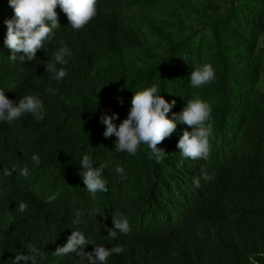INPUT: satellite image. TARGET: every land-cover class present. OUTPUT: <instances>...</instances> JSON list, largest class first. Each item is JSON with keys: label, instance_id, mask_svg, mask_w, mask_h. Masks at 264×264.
<instances>
[{"label": "trees", "instance_id": "obj_1", "mask_svg": "<svg viewBox=\"0 0 264 264\" xmlns=\"http://www.w3.org/2000/svg\"><path fill=\"white\" fill-rule=\"evenodd\" d=\"M56 12L60 27L46 52L13 62L4 22L14 12L0 0V90L14 103L34 95L44 106L43 120L24 114L11 125L0 121V264L31 255L29 245L40 250L36 264H88L76 253L55 255L72 230L95 245L122 247L107 264H264V0H98L97 15L78 31ZM61 46L71 56L57 65L67 71L58 82L45 65ZM204 64L214 68V81L191 87L190 72ZM153 85L175 101L169 118L192 99L211 107L208 160L182 156L177 141L192 129L179 120L157 145L166 152L159 162L145 144L134 155L117 152L116 137L104 136L101 116L115 114L118 126L134 92ZM84 155L103 168L106 192L93 196L81 185ZM25 167L27 177L20 175ZM54 193L69 204L39 198ZM96 202L124 209L130 232L108 237L110 210H96L95 231L79 228V213Z\"/></svg>", "mask_w": 264, "mask_h": 264}, {"label": "clouds", "instance_id": "obj_2", "mask_svg": "<svg viewBox=\"0 0 264 264\" xmlns=\"http://www.w3.org/2000/svg\"><path fill=\"white\" fill-rule=\"evenodd\" d=\"M14 12V18L6 20L7 26L4 44L10 49L9 59L13 62L19 59L20 62L25 58L32 60L36 53L45 44L50 41L54 30L60 27L56 8L67 16L69 25L73 30H81L88 25L97 15L98 0H8ZM19 54V55H18ZM71 56V51L67 46H61L52 56V60L45 65V71L52 75L56 81H61L67 76L64 67L57 65H66V57ZM190 85L193 88H201L210 84L215 79V70L210 64H204L193 69L190 72ZM52 91L51 88L48 90ZM161 89L153 85L143 90L134 92L131 99V108L128 115L122 122L116 126L113 123L115 114L112 116L102 115L101 121L106 126L105 137L115 136V150L117 152H127L135 154L141 144L147 145L150 149V155L159 162L164 158L165 151L157 147L166 138L171 136L176 130L177 120L189 126L191 131H183L177 141V148L183 157L190 159L208 160L212 151L210 137L213 134V127L209 122L211 120V107L200 99L187 101L186 107L174 118H169L167 113L174 106L175 101L169 103L160 93ZM9 94L4 88L0 90V121H5L9 125L20 119L24 114H31L34 119L40 121L44 119V106L42 101L34 95H25L20 98L18 103H14L9 98ZM55 156L48 159L50 164L57 159ZM32 161L39 165L40 158L37 155L32 156ZM93 159L84 155L79 161V175L82 179L81 185L86 188L93 196L100 192H106L107 184L102 179V167H93ZM192 161V160H189ZM188 161V162H189ZM95 162V161H94ZM14 170V169H13ZM123 168L116 167L115 172L123 178ZM68 173V172H67ZM6 175H11L12 170L5 169ZM20 175L27 177V167L20 170ZM73 178V177H72ZM212 176L205 175V180L212 179ZM190 187L191 179L184 180ZM194 184L199 187V180L194 179ZM31 193V192H30ZM31 195H34L31 193ZM190 196V194H187ZM39 198L46 203H53L54 207L62 205L67 206L65 196L52 194L39 195ZM56 199V200H55ZM54 200V201H52ZM92 210L80 214L78 227L85 230H96L94 224V214L96 210H110L112 213L105 223L110 224L107 228V235L110 239L117 237L118 233L128 234L132 226L130 217L122 209L114 212L111 209H103L102 202H96L91 205ZM27 204L21 202L18 210L22 213L26 210ZM63 222L65 217L62 214ZM17 221V220H16ZM75 223V221H74ZM93 244L81 231L72 230L66 243L55 249V255L63 256L69 253H76L83 258L86 257L88 264H107L112 254H120L123 248L115 246L108 248L101 245H95L91 252L82 251L85 245ZM31 255L15 254L13 264H36V257L40 250L28 246ZM253 264H257L253 262Z\"/></svg>", "mask_w": 264, "mask_h": 264}]
</instances>
